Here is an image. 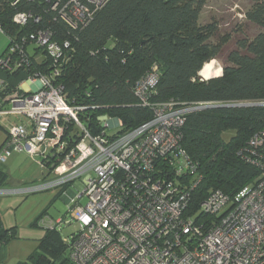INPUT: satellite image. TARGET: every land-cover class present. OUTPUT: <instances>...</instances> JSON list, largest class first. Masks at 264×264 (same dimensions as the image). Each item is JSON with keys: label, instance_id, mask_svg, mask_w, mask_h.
Returning a JSON list of instances; mask_svg holds the SVG:
<instances>
[{"label": "built area", "instance_id": "1", "mask_svg": "<svg viewBox=\"0 0 264 264\" xmlns=\"http://www.w3.org/2000/svg\"><path fill=\"white\" fill-rule=\"evenodd\" d=\"M9 1L12 22L19 28L37 26L48 17L76 31L110 0ZM26 35L11 37L0 67H32L25 38L45 51L52 65L47 74L27 78L30 85H39L37 90L14 92L6 98L8 108L0 109L1 125L6 117L19 120L3 126L0 164L13 152L25 153L42 175L34 183L0 188V197L24 198L77 185L67 213L78 231L64 239L70 264H264L263 156L250 163L259 168L260 179L238 202L214 191L195 213L189 211L196 186L189 180L196 167L180 146L179 132L188 114L212 104H157L149 121L114 135L108 130L120 129V121L102 117V131L93 135L80 118L86 108L69 105L63 87L55 84L69 44L55 41L47 27ZM156 83L151 74L135 86L144 106ZM251 145L252 157L258 147L264 150L259 136ZM197 214L206 219L197 223ZM63 223L69 221H38L45 231Z\"/></svg>", "mask_w": 264, "mask_h": 264}, {"label": "trees", "instance_id": "2", "mask_svg": "<svg viewBox=\"0 0 264 264\" xmlns=\"http://www.w3.org/2000/svg\"><path fill=\"white\" fill-rule=\"evenodd\" d=\"M246 1L250 5L244 21L258 32L235 40L227 50L228 38L212 43L215 24H199L207 0H110L76 31L48 17L37 26L19 28L12 22L10 1L0 0V27L7 46L13 35L27 37L43 27L52 30L55 41L69 44L55 84L63 87L69 105L86 108L80 118L93 135L102 131V117L118 119V132H123L149 121L157 104H212L188 114L179 132L180 146L196 167L189 180L196 183L192 214L210 193L219 191L238 202L260 179L259 168L250 163L264 157L259 147L257 157H252L251 145L256 136L264 141V0ZM28 42L25 38V56L32 67H0L15 83L32 74H47L52 65L45 51ZM221 56L222 75H213L211 61ZM151 74L157 83L147 92L144 106L134 88ZM10 87L0 86V109L8 108L7 97L20 93ZM226 132L234 133L228 141L222 138ZM204 219L195 217L197 223ZM7 233L0 229V244L10 238ZM66 247L56 228L46 230L37 248L17 264H70Z\"/></svg>", "mask_w": 264, "mask_h": 264}, {"label": "crops", "instance_id": "3", "mask_svg": "<svg viewBox=\"0 0 264 264\" xmlns=\"http://www.w3.org/2000/svg\"><path fill=\"white\" fill-rule=\"evenodd\" d=\"M4 84H10L13 86L10 88L20 92H33L39 87L37 84L30 85L27 79L15 83V80L7 78L3 72H0V86ZM4 122L7 123H3L0 128V148L6 138L5 125L19 123V120L15 117L12 120L10 117H6ZM0 170L4 176L0 179V188H12L34 183L42 175L36 161L25 153H11L5 163L0 166ZM70 188H77V185L74 184L67 189ZM65 196L70 205L73 197L70 196L69 190L65 192ZM27 199V197L19 196L0 197V229L8 232V237H10L6 243L0 244V264H17L25 261L45 235V230L39 227L37 211L33 215L29 211L19 215V211L26 204ZM19 255L27 257H24L23 260Z\"/></svg>", "mask_w": 264, "mask_h": 264}, {"label": "rangeland", "instance_id": "4", "mask_svg": "<svg viewBox=\"0 0 264 264\" xmlns=\"http://www.w3.org/2000/svg\"><path fill=\"white\" fill-rule=\"evenodd\" d=\"M249 5L250 4L246 0H207L206 5L199 17V24H215L217 26V34L216 38L212 40V43H217L220 39L228 38V41L225 45V49L227 50L232 47L235 40L240 38L242 39L244 36L252 38L258 32L257 28L250 24H247L244 21L243 14L249 8ZM7 43L8 41L6 36L0 33V56L7 47ZM28 51L32 53L33 47L30 46ZM223 57L224 56H221L219 57V59L211 61L213 75L217 73H219L220 76L222 75V61L224 60ZM199 78L201 80H204L200 76ZM13 118L14 116H10L11 120ZM117 133L118 130L116 128L108 130L109 135H114ZM233 135V132H226L222 135V138L225 141H228ZM68 190L70 196L73 198L78 193L77 188H70L63 191L62 194L58 190H51L28 196L26 204L19 211V215L21 216L24 212L27 211L31 212V214L33 215V213L37 211L36 215L37 219L39 218L38 220H45V218H47L51 219L52 222H55L58 219H66L67 221H69V223L58 225L56 229L63 239L70 238V236L74 235L78 231V226L74 221H70V217L67 213L69 203L67 202L68 200L65 196V192H67ZM81 203H85L84 198L81 199ZM40 213L42 214L39 216ZM13 254L16 253L13 252ZM19 256L22 257V259L24 257H27L22 255Z\"/></svg>", "mask_w": 264, "mask_h": 264}]
</instances>
